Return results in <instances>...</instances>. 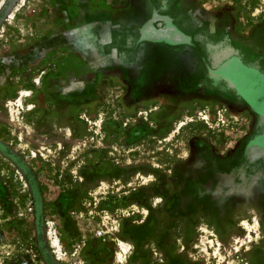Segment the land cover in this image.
<instances>
[{
    "label": "rangeland",
    "instance_id": "obj_1",
    "mask_svg": "<svg viewBox=\"0 0 264 264\" xmlns=\"http://www.w3.org/2000/svg\"><path fill=\"white\" fill-rule=\"evenodd\" d=\"M253 80L264 0H0V254L264 264ZM93 204L96 237H78L71 211Z\"/></svg>",
    "mask_w": 264,
    "mask_h": 264
},
{
    "label": "crops",
    "instance_id": "obj_2",
    "mask_svg": "<svg viewBox=\"0 0 264 264\" xmlns=\"http://www.w3.org/2000/svg\"><path fill=\"white\" fill-rule=\"evenodd\" d=\"M86 200H81V203H82V205L84 204V206L89 207V206H87V203H88V205H90L89 200L88 199H86ZM93 205L94 206L91 205L92 206L91 208H93L92 216L83 217L82 216L83 214H81L82 209H80V208H82L81 206L79 207V209H72V211H71L72 213L75 214V216H74V214H72L73 216H71V217H72L73 223L76 225V229L78 231V235H77L78 237H83L86 239L90 238V240L96 237L95 235L97 232V230H96L97 228H95V226L93 225L95 223V221H93L94 220L93 218H95L94 217V215H95L94 211L96 208H95V204H93Z\"/></svg>",
    "mask_w": 264,
    "mask_h": 264
},
{
    "label": "flooded vegetation",
    "instance_id": "obj_3",
    "mask_svg": "<svg viewBox=\"0 0 264 264\" xmlns=\"http://www.w3.org/2000/svg\"><path fill=\"white\" fill-rule=\"evenodd\" d=\"M221 75V74H220ZM254 81V80H253ZM251 81L250 83V86H252V89L258 93V103L259 104H263L264 105V83H262V81H258V82H253ZM264 81V80H263ZM248 84H249V80H248ZM241 85V84H240ZM240 89L243 90V92H245V86L241 85ZM262 135V134H261ZM261 137V136H259ZM195 159V158H194ZM196 169H197V162L196 161H193V164L191 163V166H189L188 168L186 167V172L185 174L188 176L189 178V184L193 185L194 187H196V185H199L198 186V189L201 190V191H204L205 188H208L206 187L207 183L205 182L204 184H197V180H198V177L196 176L197 175V172H196Z\"/></svg>",
    "mask_w": 264,
    "mask_h": 264
},
{
    "label": "bare ground",
    "instance_id": "obj_4",
    "mask_svg": "<svg viewBox=\"0 0 264 264\" xmlns=\"http://www.w3.org/2000/svg\"><path fill=\"white\" fill-rule=\"evenodd\" d=\"M25 92V91H24ZM23 92V93H24ZM25 94V93H24ZM27 94H29V92L27 93ZM145 177V176H144ZM149 179V178H148ZM147 180V179H146ZM242 225H244L245 226V228L247 229V230H251V225L247 222V221H244L243 223H242ZM49 235H50V237L52 238L53 237V234H54V230L51 228L50 230H49V233H48ZM52 243H53V246L55 247V248H59L60 247V244H59V242H58V239L57 238H52ZM121 243V249H120V251L117 253V256H116V259L118 260V261H120V262H124L125 260H126V257H127V255L129 254V252H130V250L132 249V246H131V244L130 243H127V242H124V241H121L120 242ZM60 252V251H59ZM60 255H61V252H60Z\"/></svg>",
    "mask_w": 264,
    "mask_h": 264
},
{
    "label": "built area",
    "instance_id": "obj_5",
    "mask_svg": "<svg viewBox=\"0 0 264 264\" xmlns=\"http://www.w3.org/2000/svg\"><path fill=\"white\" fill-rule=\"evenodd\" d=\"M101 231H99V234ZM0 264H24L23 261L15 257V255H2L0 254Z\"/></svg>",
    "mask_w": 264,
    "mask_h": 264
}]
</instances>
